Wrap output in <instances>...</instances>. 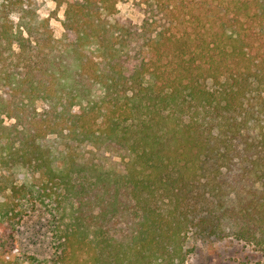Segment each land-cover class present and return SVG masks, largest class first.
<instances>
[{
  "label": "trees",
  "instance_id": "16d2710c",
  "mask_svg": "<svg viewBox=\"0 0 264 264\" xmlns=\"http://www.w3.org/2000/svg\"><path fill=\"white\" fill-rule=\"evenodd\" d=\"M53 1L60 37L0 0V169L25 173L0 264H183L192 225L264 248V0Z\"/></svg>",
  "mask_w": 264,
  "mask_h": 264
},
{
  "label": "rangeland",
  "instance_id": "374dc122",
  "mask_svg": "<svg viewBox=\"0 0 264 264\" xmlns=\"http://www.w3.org/2000/svg\"><path fill=\"white\" fill-rule=\"evenodd\" d=\"M27 1L35 8L39 16L49 19L54 36L60 37L63 33L62 19L65 4L58 6L53 0ZM116 7L115 17L122 20L140 21L141 13L132 0L118 1ZM36 106L42 108L45 104L37 101ZM4 119L6 123L13 121L7 118ZM24 174L21 167H13L9 170L0 169V205L8 199V192L4 189V186L13 179H21ZM214 198L212 197L211 200ZM200 201L205 200L201 198ZM184 249L183 264H261L264 260L262 244L238 239L232 234L207 237L201 234L194 225L187 229Z\"/></svg>",
  "mask_w": 264,
  "mask_h": 264
}]
</instances>
